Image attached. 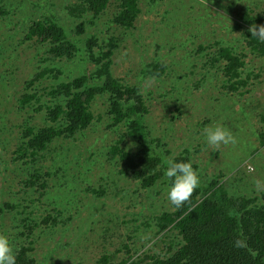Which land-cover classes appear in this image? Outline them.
Instances as JSON below:
<instances>
[{"label": "rangeland", "instance_id": "1", "mask_svg": "<svg viewBox=\"0 0 264 264\" xmlns=\"http://www.w3.org/2000/svg\"><path fill=\"white\" fill-rule=\"evenodd\" d=\"M69 1L0 0V206L14 204V209L0 212V230H15H10L16 223L10 221L15 209L42 216L51 207L63 208V224L33 231L34 264H95L120 243L134 257L166 252L168 240L156 236L152 220L159 210L172 208L168 186L158 180L143 188L120 172V163L108 159V147L124 127L110 126L106 95L94 98L93 120L87 128L70 138H55L34 157L15 158L25 125L46 124L43 106L50 97L45 89L95 68L85 55L66 61L48 58L46 43L24 39L33 20L52 16L71 40L89 34L98 43L113 38L110 72L139 86L148 107L144 122L149 139L158 140L150 143L156 154L173 158L186 148L199 182L217 179L229 195L259 196L264 190V146L257 137L258 131L264 132V121L262 128L257 123L264 117V57L244 48L240 31L231 29L240 21L231 10L235 2L252 8V14L264 15V0H139L140 14L130 29L111 23L110 3L88 24V16L76 19L65 12ZM79 22L84 27L81 34L75 30ZM215 41L245 53L244 69L258 74L244 94L226 93L219 66L207 62ZM160 60L164 73L147 76L146 64ZM50 68L61 73H49ZM41 70H46L44 77L27 90L36 91L38 101L20 106L17 98L24 92V82ZM216 123L231 130L235 145L207 144L204 130ZM131 143L127 139L125 146L134 154L139 147H129ZM34 172L41 177V189L26 184ZM259 201L264 203L260 197ZM117 253L114 260L126 256L124 249Z\"/></svg>", "mask_w": 264, "mask_h": 264}, {"label": "trees", "instance_id": "2", "mask_svg": "<svg viewBox=\"0 0 264 264\" xmlns=\"http://www.w3.org/2000/svg\"><path fill=\"white\" fill-rule=\"evenodd\" d=\"M109 3L114 5L111 23L122 29L133 28L140 14L139 0H71L66 2L64 9L76 19L88 16L86 22L90 24ZM232 7L231 11L240 21H236L231 29L240 31L244 48L253 55L264 57V42L252 37L248 31L252 25H264V15L252 14V8L245 6L243 9L235 2ZM75 30L77 34H81L84 30L83 23H77ZM24 39L46 43L48 58L66 61L77 56L83 58L85 55L95 68L89 73L82 72L45 89L46 95L50 97V102L43 106L46 124L35 128L25 125V129L21 130L19 146L14 151L15 158L34 157L46 150L55 138H70L87 128L93 120L94 98L106 95V114L110 117V126L124 127L108 147V159L120 163V172L139 182L143 188L152 186L158 180L169 186L170 181L162 175L164 159L150 145L153 140L156 141L154 143L158 140L149 139V129L144 122L148 107L140 94L139 86L127 84L113 77L110 72L112 48L115 46L113 38L109 37L107 42L98 43L95 36L89 34L71 40L67 37L65 28L52 16L33 20L27 27ZM214 45L209 46L214 49L207 62L219 66L222 75L221 87L226 93L244 94L248 91L246 86L251 85L249 82L252 78H258V74L244 69L245 53L242 51L217 41ZM164 70L165 63L162 60L152 61L145 66L149 77L163 74ZM45 71H36L24 82V92L17 98L20 106L38 101L37 92L27 90L44 77ZM48 72L61 73L57 68H50ZM39 109L40 106L36 110ZM263 121L264 117H258L257 123L261 128ZM257 137L260 139V146H264V132L258 131ZM127 139L139 147L134 154L125 146ZM173 159L190 161L188 149L183 148ZM192 166L194 168V164ZM40 178L36 172L31 173L26 184L38 185L36 187L41 189L43 186L39 183ZM86 190L91 194H100L94 188ZM258 195H229L223 182L217 179L211 178L206 183L199 182L188 201L181 207L171 204V209L159 210L153 217L156 236H161V240H168L165 253L155 252L141 257L137 254L134 257L127 245L120 243L114 252L102 253L95 260V264H264V203L259 201V197L264 199V190ZM4 209H14V204L3 202L0 212ZM62 211L63 208L51 207L44 210L42 216H33L31 211H28V215L26 210H14L15 215H12L10 221L16 223L10 230L13 227L15 230H0V233L6 234L16 249V264H34L31 254L34 248L31 238L33 231L42 225L43 229H49V225L63 224ZM167 234H172L173 237H167ZM238 240L242 247L236 246ZM123 249L126 256L114 260V255Z\"/></svg>", "mask_w": 264, "mask_h": 264}, {"label": "clouds", "instance_id": "3", "mask_svg": "<svg viewBox=\"0 0 264 264\" xmlns=\"http://www.w3.org/2000/svg\"><path fill=\"white\" fill-rule=\"evenodd\" d=\"M248 31L252 37L264 42V25H252ZM206 142L209 146L235 145L236 137L230 129L220 123H216L204 130ZM131 143L129 147H134ZM162 175L170 181L167 190V198L170 203L179 208L190 198L193 191L199 185V174L193 168L191 161H177L173 158L163 160ZM237 247L242 243L236 241ZM0 264H16V249L6 234L0 233Z\"/></svg>", "mask_w": 264, "mask_h": 264}]
</instances>
